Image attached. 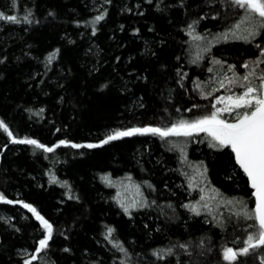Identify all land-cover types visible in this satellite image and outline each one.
Listing matches in <instances>:
<instances>
[{"label":"trees","instance_id":"obj_1","mask_svg":"<svg viewBox=\"0 0 264 264\" xmlns=\"http://www.w3.org/2000/svg\"><path fill=\"white\" fill-rule=\"evenodd\" d=\"M162 3L169 6L158 10L154 0H17L13 7L11 0H0V10L14 12L21 19L19 24L0 21V54L8 58L0 63V118L14 134L51 144L61 138L100 139L109 129L133 124L165 126L180 115L210 111L214 92L207 97L199 93L208 91L205 84L213 67L222 66L213 57L241 69V62L258 54L256 42L264 41L259 37L252 43L220 39L218 33L230 27L239 13L213 7L220 16L206 15L195 29L206 41L215 36L216 42L193 63L201 42L191 39L183 25L198 16L205 0H185L187 11L176 0ZM28 8H33L32 23L22 19ZM49 9L55 15H47ZM105 9L95 34L91 23H73ZM57 47L60 51L46 62V54ZM105 82L106 87L100 88ZM29 107L43 111L30 113ZM4 144L8 147L0 151V191L10 199L33 203L55 226L50 249L32 264H111L121 253L102 235L107 225L115 229L113 238L133 254L132 264H155L149 249L189 236L198 242L204 235L216 249L225 243L238 246L236 237L247 231L242 226L222 229L208 213L195 216L182 207L193 201V192L204 187L207 195L212 185L221 195L240 197L254 206L251 187L235 165L231 149H210L204 133L164 138L134 133L93 148L58 145L47 153L21 141L11 142L0 130V147ZM181 146L186 150L184 159ZM201 162L207 166L210 183L192 181L196 186L189 187L192 164ZM105 172L111 184L101 179ZM49 173L67 180L73 196L81 199L65 195L69 189L52 182ZM125 179L139 185L140 197L156 204L130 209L132 215H126L114 199L115 183ZM2 213L15 228L0 220V264H16L20 259L16 253L31 251L42 229L23 205L0 202ZM65 244L70 252L64 251ZM212 256L215 259V251ZM247 264L258 262L249 257Z\"/></svg>","mask_w":264,"mask_h":264},{"label":"snow or ice","instance_id":"obj_2","mask_svg":"<svg viewBox=\"0 0 264 264\" xmlns=\"http://www.w3.org/2000/svg\"><path fill=\"white\" fill-rule=\"evenodd\" d=\"M11 2L12 6L15 7L17 0H11ZM154 2L158 10L169 6L163 4L162 0H154ZM176 2L187 11L188 5L185 0H176ZM105 3H110V0H105ZM213 7L234 10L240 15V19L234 25L226 27L222 32L218 33L220 39H237L252 43L256 42V38L259 37L260 41H264V0H205L198 16L183 25L184 30L191 39L201 42L196 45L198 51L194 54L196 59L192 61L193 63L202 59L203 53L209 51L210 44L216 42L215 36L206 41L205 35L195 29V25L206 15H211L214 18L220 16L219 10H211ZM121 10L123 11L124 9ZM127 10L131 11L130 8ZM32 13L33 8H28L22 17L23 21L32 23ZM106 13L107 9L100 11L88 20H76L73 23H91V31L95 34L97 32L96 22L103 19ZM47 15H55L54 10L49 9ZM0 21L19 24L21 19L14 12L9 13L0 10ZM241 24H243V28H241ZM132 31L134 33L139 32V29L133 28ZM147 43L145 41L146 45ZM256 43L258 55L251 56L243 61V65L247 70L242 75L235 70V65L227 64L226 60H222L219 57H213L215 63L222 66L226 65L231 71V75L229 76L228 73H225L217 81L218 87L225 89V92L215 95L211 101V110L202 114L189 117L180 115L165 126L155 123H144L133 124L129 127H116L109 129L100 139L80 142L61 138L55 140L54 143L47 144L31 135L19 136L14 134L9 123L4 118H0V130L7 134L11 142L21 141L47 153H51L58 145H72L75 148H80L84 144L88 148H93L98 145H104L108 141L132 136L134 133H152L162 138L169 137L170 134H182L186 137H192L197 133L207 134V143L212 149H231L230 155L234 157L235 165H238L239 169H242L243 173L246 174L247 183L251 186L254 206L249 207L246 200L240 197L221 195L220 190L215 185H212L207 195L205 194V188L201 187L200 197L194 201H186L182 207L186 208L189 213L195 214V216H200L201 213H208L211 216V222L222 229H227L229 226L234 229L242 226L247 231L243 237H236V240L240 241L238 246L225 243L216 249L209 243L210 238L206 239L204 235H201L198 242L189 236L187 240L177 239L175 243L169 244L167 247H156L148 251L155 257V264H208L209 261H211V264H247L249 257L254 258L258 264H264V67H262L264 65V42ZM59 51L58 47L53 48L46 54L45 61L51 62ZM31 54V52L28 53L29 56ZM7 59L5 55L0 54V63H6ZM116 59L119 60L121 57L117 56ZM177 59H180V57H177ZM144 79H147V77H144ZM106 84L107 82L101 83L99 86L100 88H105ZM196 87L199 88L200 85H196ZM237 88L240 90L237 91ZM124 90V88L121 89V91ZM216 90V85H213L211 91L201 90L199 94L203 97L212 96ZM217 104L220 106H217ZM193 107L199 106L193 105ZM27 111L30 113L36 111L39 114L43 109L34 110L29 107ZM165 111L168 110L165 109ZM7 147L8 144H4L0 147V151ZM180 151L181 159H184L185 148L181 146ZM194 168L196 175L203 180L204 184L210 183L206 176L208 171L206 165L201 162L198 167L194 166ZM49 175L52 182L63 184L69 189V191L65 192V195L75 200L81 199L79 195L73 196L70 191L72 186L67 180H60L54 173H49ZM196 175L189 177V187L196 186L192 183V180L196 179ZM101 179L109 184L113 182L107 172L101 174ZM144 183L152 187L150 181L145 180ZM137 189L139 190V185H137ZM114 199L118 200L123 212L128 216L132 215L130 209L151 207L156 204L155 200L149 202L147 197L143 196L139 199L128 201L120 199L119 194H117ZM0 202L23 205L39 221L38 228L42 229L38 233L39 238L31 251L20 249L16 253L20 258L16 264H32V262L39 260V254L51 247L50 241L55 231L53 222L38 211L33 203H29L24 199H10L3 191H0ZM167 203L171 207V201ZM213 204L216 207H213ZM225 210L227 215L224 214ZM3 219L5 218L0 216V220ZM249 220L252 221L251 224L248 223ZM205 221L207 222V217ZM12 227L15 228V225H12ZM114 231L115 229L112 225H107L102 233L105 240L113 248L119 249L121 253L113 257L111 264H132L131 256L133 254L129 252L120 240L113 238L112 234ZM61 234L67 236L66 232ZM64 251L70 252L71 248L65 244ZM214 251L216 253L215 259L212 256ZM194 257L195 259H193ZM201 257L204 259L201 260ZM92 264H96V261H93Z\"/></svg>","mask_w":264,"mask_h":264},{"label":"rangeland","instance_id":"obj_3","mask_svg":"<svg viewBox=\"0 0 264 264\" xmlns=\"http://www.w3.org/2000/svg\"><path fill=\"white\" fill-rule=\"evenodd\" d=\"M231 11H234V10H231ZM240 19V15L237 16V18L235 19V21L233 22L232 25L235 24V22L237 20ZM231 25V26H232ZM241 28H243V24H241ZM231 40V39H230ZM228 40V42L230 41ZM234 40V39H232ZM244 41V40H243ZM258 55V54H257ZM228 64V63H227ZM231 65H234L233 63H229ZM241 66V69H235L237 72H239L241 75L247 70L244 65H243V62H241L240 64ZM262 67H264V65H262ZM225 73H228V75L230 76L231 75V71L227 68L226 65L224 66H218V67H213V69L210 71V73L208 74V81L207 83L205 84L206 88L208 91H211L212 90V87L213 85H216L217 87V90L214 92V96H213V99L215 97V95H218L222 92H225V89H220L218 87V84H217V81L225 74ZM237 91H239L240 89L237 88L236 89ZM217 106H220L219 104H217ZM205 137H207V134H205ZM210 147V146H209ZM211 149V147H210ZM193 166V169L188 173L189 176H194L196 175L195 173V168L194 166L198 167L199 165L197 164H192ZM193 183H196L197 185L200 184V182H202L203 180L200 179V177L198 175H196V179L192 180ZM115 197H117V194H119V198L122 199V200H128V201H131L133 199H139L140 198V195H139V190L137 189V184H133L131 182H128V179H125V180H118L116 183H115ZM185 191V189H182ZM201 191H195L193 192L194 195H193V201L198 199L201 195L200 193ZM185 194H187V197L189 196V192H186ZM214 195V194H213ZM117 200V199H116ZM118 202V200H117ZM253 205H254V199H253ZM1 216H3L5 219H3V221L10 227H12V223H11V219L5 214V213H2Z\"/></svg>","mask_w":264,"mask_h":264},{"label":"water","instance_id":"obj_4","mask_svg":"<svg viewBox=\"0 0 264 264\" xmlns=\"http://www.w3.org/2000/svg\"><path fill=\"white\" fill-rule=\"evenodd\" d=\"M242 170V169H241ZM243 172V171H242ZM244 174V173H243ZM245 175V177H246V174H244ZM247 178V177H246ZM251 187V186H250ZM254 199V198H253Z\"/></svg>","mask_w":264,"mask_h":264}]
</instances>
